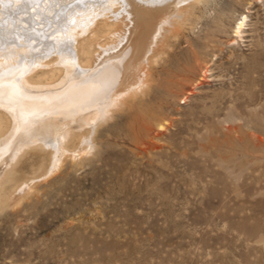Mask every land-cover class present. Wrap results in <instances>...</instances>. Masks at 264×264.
<instances>
[{"label": "rangeland", "instance_id": "obj_1", "mask_svg": "<svg viewBox=\"0 0 264 264\" xmlns=\"http://www.w3.org/2000/svg\"><path fill=\"white\" fill-rule=\"evenodd\" d=\"M49 1L20 33L50 34L80 0ZM182 33L79 164L32 179L44 154L17 163L0 264H264V0H209Z\"/></svg>", "mask_w": 264, "mask_h": 264}, {"label": "bare ground", "instance_id": "obj_2", "mask_svg": "<svg viewBox=\"0 0 264 264\" xmlns=\"http://www.w3.org/2000/svg\"><path fill=\"white\" fill-rule=\"evenodd\" d=\"M44 2L23 0L14 10L0 0V204L20 189L22 180L9 193L4 184L17 179L15 166L31 152L44 154L48 165L44 161L32 179L54 171L63 158L76 164L90 153L97 130L148 94L153 66L209 0H80L64 20L46 24H55L50 34L20 33L19 24L42 19L41 9L55 12Z\"/></svg>", "mask_w": 264, "mask_h": 264}]
</instances>
